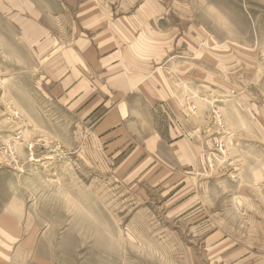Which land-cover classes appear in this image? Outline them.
<instances>
[{
	"label": "rangeland",
	"instance_id": "1",
	"mask_svg": "<svg viewBox=\"0 0 264 264\" xmlns=\"http://www.w3.org/2000/svg\"><path fill=\"white\" fill-rule=\"evenodd\" d=\"M24 1L0 0V264H264V0H165L176 95L130 160L36 82Z\"/></svg>",
	"mask_w": 264,
	"mask_h": 264
},
{
	"label": "crops",
	"instance_id": "2",
	"mask_svg": "<svg viewBox=\"0 0 264 264\" xmlns=\"http://www.w3.org/2000/svg\"><path fill=\"white\" fill-rule=\"evenodd\" d=\"M24 2L29 14L19 20L29 24L36 82L87 123L94 141L111 150L132 146L126 159L158 146L162 135L144 119L172 102L177 86L166 73L172 35L165 29V0ZM41 3L51 12L38 9ZM140 126L150 131L137 136L132 129Z\"/></svg>",
	"mask_w": 264,
	"mask_h": 264
},
{
	"label": "bare ground",
	"instance_id": "3",
	"mask_svg": "<svg viewBox=\"0 0 264 264\" xmlns=\"http://www.w3.org/2000/svg\"><path fill=\"white\" fill-rule=\"evenodd\" d=\"M37 253H39V252H37ZM98 257V256H97Z\"/></svg>",
	"mask_w": 264,
	"mask_h": 264
}]
</instances>
